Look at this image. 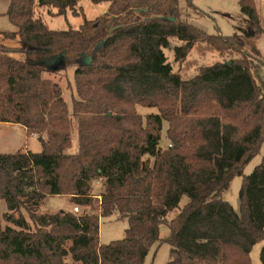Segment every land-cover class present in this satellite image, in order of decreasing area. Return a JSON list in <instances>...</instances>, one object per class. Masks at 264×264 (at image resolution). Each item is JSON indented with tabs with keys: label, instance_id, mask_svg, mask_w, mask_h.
<instances>
[{
	"label": "trees",
	"instance_id": "trees-1",
	"mask_svg": "<svg viewBox=\"0 0 264 264\" xmlns=\"http://www.w3.org/2000/svg\"><path fill=\"white\" fill-rule=\"evenodd\" d=\"M89 1L106 5L90 20L80 0L7 6L16 29L0 30V122L36 135L41 151L0 152L7 208L0 264H144L155 242L170 247L165 264H250L251 247L264 238V154L243 176L239 213L221 193L264 139V93L251 73L254 64L264 66L255 43L264 33L258 1L238 0L247 28L230 36L181 20L178 0ZM44 6L83 21L49 28L35 14ZM172 39L179 41L175 61L195 45L229 58L182 78L164 52ZM83 54L89 65L78 64ZM70 66L76 96L69 111L59 85L43 73ZM137 105L157 112L142 116ZM74 129L77 148L69 153ZM52 195L90 209L96 203L99 213L37 212ZM112 215L127 220L124 236L102 244L100 218ZM259 260L264 264V245Z\"/></svg>",
	"mask_w": 264,
	"mask_h": 264
},
{
	"label": "rangeland",
	"instance_id": "rangeland-1",
	"mask_svg": "<svg viewBox=\"0 0 264 264\" xmlns=\"http://www.w3.org/2000/svg\"><path fill=\"white\" fill-rule=\"evenodd\" d=\"M10 0H0V30L14 31L16 28L10 22L8 16L5 14ZM257 9L260 14V23L264 29V0H257ZM83 7V16L85 19H94L105 10V3H92L89 0H80ZM179 16L181 20L201 29L207 34H220L223 36H230L234 33H243L246 31L247 22L245 16L239 10L238 0H178ZM51 11V12H49ZM56 8L53 7H36V16L49 26V28H76L82 23L83 17L81 15L74 16L69 12L66 15H56ZM256 46L260 54L264 57V33L256 38ZM179 44L176 39L170 40L169 46L164 48L167 60L172 66V70L178 72L182 78H189L193 76L200 66L211 65L215 62L227 60L228 54H219L214 50H204L200 46H194L184 60H174L173 47ZM75 66L67 67V69L58 70L55 72H44L43 76L56 82L62 91V97L67 103L68 110H71V97L76 96L75 87L73 84V72ZM251 73L255 78L256 84L261 92L264 93V66L260 63L254 64ZM142 116L149 113H156L154 107H134ZM109 116L115 114L107 112ZM167 123L163 124L161 147L165 148L168 143L165 138L164 129ZM23 126L17 124H9L0 122V152H14L16 150L28 149L32 152H40L41 145L36 135H31L23 129ZM76 129L73 130L71 136V145L67 149L69 153H73L77 148ZM264 154V139L262 140L258 152L244 165L242 175L233 176L228 186L221 193V197L226 200L234 209L236 213L240 212L239 203V189L243 182V176L252 172L254 167L260 163L262 155ZM99 184L94 183L93 192L98 194L100 192ZM187 202V197L183 195L179 202L182 207ZM76 204V203H75ZM74 203L68 196L52 195L47 196L44 201L37 207V212H54L59 209L73 212L72 207ZM78 211L76 214L82 212L99 213L97 204H94L93 209L89 206H82L77 204ZM7 211L5 202L0 200V224L4 226L6 222L1 218V215ZM176 212L172 211L169 217H172ZM27 217V213L23 211ZM127 226L125 218L118 219L114 215L100 218L99 222V241L102 244L109 243L111 240L121 239L124 236V230ZM168 228L165 224L159 226V237L167 236ZM264 245V238L256 242L250 249L248 257L250 264H260L259 252ZM171 258L170 247L166 242H155L150 247L144 264H165Z\"/></svg>",
	"mask_w": 264,
	"mask_h": 264
},
{
	"label": "water",
	"instance_id": "water-1",
	"mask_svg": "<svg viewBox=\"0 0 264 264\" xmlns=\"http://www.w3.org/2000/svg\"><path fill=\"white\" fill-rule=\"evenodd\" d=\"M171 19H173L172 17H170ZM62 57V55L60 56ZM60 57H55V60L57 61L58 59H60ZM78 64L81 65H89L91 62V56L87 55V54H83L78 60H77Z\"/></svg>",
	"mask_w": 264,
	"mask_h": 264
},
{
	"label": "built area",
	"instance_id": "built-area-1",
	"mask_svg": "<svg viewBox=\"0 0 264 264\" xmlns=\"http://www.w3.org/2000/svg\"><path fill=\"white\" fill-rule=\"evenodd\" d=\"M72 210H73V212H77V211H78V207H77V205H74V206L72 207Z\"/></svg>",
	"mask_w": 264,
	"mask_h": 264
},
{
	"label": "crops",
	"instance_id": "crops-1",
	"mask_svg": "<svg viewBox=\"0 0 264 264\" xmlns=\"http://www.w3.org/2000/svg\"><path fill=\"white\" fill-rule=\"evenodd\" d=\"M23 129H25V128H23ZM26 130V129H25ZM31 135H34V134H31ZM26 149V148H25Z\"/></svg>",
	"mask_w": 264,
	"mask_h": 264
}]
</instances>
